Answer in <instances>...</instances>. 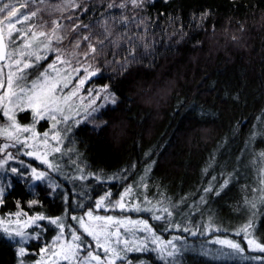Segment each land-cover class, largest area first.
I'll use <instances>...</instances> for the list:
<instances>
[{
	"label": "trees",
	"instance_id": "trees-1",
	"mask_svg": "<svg viewBox=\"0 0 264 264\" xmlns=\"http://www.w3.org/2000/svg\"><path fill=\"white\" fill-rule=\"evenodd\" d=\"M74 3L61 11L37 3L31 21L44 23V32L52 19L62 21V39L51 43L70 65L75 49L96 72L86 84L95 98L91 115L68 135L83 171L110 191L142 180L148 194L163 196L173 226L167 232L154 227L165 237H186L183 229L191 226L200 232L193 244L214 235L236 240L247 228L264 245V201L252 213L247 203L252 170L264 151V0ZM61 186L55 191L37 182L31 190L14 179L0 216L53 208L56 196L75 194L69 183ZM84 208L92 209L89 200L78 214ZM29 248L38 249V242ZM177 256L176 264H253L193 249ZM142 257L160 264L151 253ZM17 261L14 242L0 230V264Z\"/></svg>",
	"mask_w": 264,
	"mask_h": 264
},
{
	"label": "rangeland",
	"instance_id": "rangeland-1",
	"mask_svg": "<svg viewBox=\"0 0 264 264\" xmlns=\"http://www.w3.org/2000/svg\"><path fill=\"white\" fill-rule=\"evenodd\" d=\"M65 2L66 0H43V3H41L40 0H30V2L25 7L21 8L20 5L24 3V0H0V6H2L3 3H10L11 5H13V10L29 15L30 11H33L32 6H36L37 3L42 4L49 11H61L64 9L63 5L65 4ZM58 6H60V10H56ZM3 19L4 15L0 14V20ZM33 23L35 22H32L30 20L23 25L19 23L14 24L13 27H30ZM42 24L45 26L44 23ZM62 24V21H60L58 18L52 19L50 22V26H48V29L47 31H45V33L50 34L52 33L54 28H57V26H59L57 34L61 36L62 33L60 31V28H62ZM42 29L43 28H33L32 30L37 33L40 31L44 32L45 29ZM9 31H12V29L4 27L5 43H7L8 41ZM13 34L16 35L15 33ZM27 38L31 39V36L29 35V37ZM23 39L24 37H18L16 41L17 44H21ZM36 40L47 42L45 37L39 35H37ZM52 41H54V39ZM51 46L53 49H55L54 44L51 43ZM74 51L75 49H73L71 53V55L73 54L72 60H74L75 62L73 65H65L62 63L63 60L69 58L67 56H61V60L58 61L57 53H54V51L53 53L52 51H44L42 54L47 56V59H42L35 68H29L26 70L30 74L29 79H35L41 72H44L45 70L51 71L53 76H55L56 72L52 69H49V65L55 63L56 68L59 70V77L70 81L68 87L65 88L63 92V95L65 97L70 98L67 100V102L62 101V107L64 109L62 115L67 116L70 119L66 123H61L59 125V129L62 133L61 141L58 144L54 141L52 142V145L60 148L59 152H53L52 145H50L47 149V155L43 154L45 151L43 148H41L39 151L29 149L33 150V156L29 157L27 155H24V149H21V152L17 153V160H10L8 162V165L3 168H0V189H3V191L0 192V204L2 202V197L4 193L11 186L14 179L23 180L30 187L31 190L34 189V184H36L37 182H42L53 188L55 191H59L60 189H62L61 185L67 182L73 188V192L75 194L71 195L68 193L66 197L62 199L56 196V203H54L53 208L41 206L38 210H35L33 212H29V210L31 209L22 208L21 210H18L17 212H14L7 216H0V230H2L7 236L8 233H6L4 229H8L9 232H14L15 230L19 229L32 235H36L37 233H39V239L29 238L27 242L23 245H20L18 243V237L11 238L17 250V264H57V260L58 264H67V261H65L62 256H59L57 257V260H54L50 252H41V249H44L47 246L51 245L53 239L58 235L59 232V229L55 225L50 224L49 220L57 217L61 218L65 226V236L66 238H70L69 231L80 228L79 219L81 217L84 218L86 226H95L97 224V221H95L93 217H89L86 215V213H88L89 211L93 212V216H112L117 220H124L125 222H127L128 220H143L153 229V232H155V239L159 240L160 247L166 245L168 241H172L176 248V253L172 257L167 256V252L172 251L171 248L167 249L164 252H157L151 250L136 251L135 248L138 244L142 242V238L146 236L149 237L150 247L157 246L151 243V240L154 239L152 238L151 233L137 232L136 237H132L128 241L130 247L126 251L120 253V255H123L125 257V259L121 261L117 259L116 255L111 253H109V255L106 257L104 248H97L95 241L92 240V237L86 236V242L92 241L91 247L94 250V254L99 255L101 261H103L104 264H150L145 261V259H143L142 257L147 253H151L155 260L160 262V264H167L168 260L171 261V264H176V261L178 259V253L191 249L195 251H207L210 253H214L215 255H223L219 254V250L222 247L221 245L210 243V241L215 240L217 238L228 239L240 245V249H242V251L239 255L235 254V252L227 246H223L225 248V251H227L226 253H232L226 254L227 256H241V258L247 259L253 264H264V252L259 251L256 248L255 244H249L243 234L238 235L240 239L237 238L236 240L231 237L214 235L208 239L209 242H198L193 244L190 241L193 240V237L200 236V232L199 230H195V228L191 226L188 228L190 229V231H184L188 235H186V237L182 238L179 235H176L175 233H168V236L165 237L161 234H158L154 226L157 225L158 228L162 229V232H167L170 230L169 228L173 226L172 224L166 223L165 220L154 219L153 213L149 211L121 210V208L118 206L120 203L125 205V209L135 208L139 205L142 208L152 207L154 209L155 214H162L160 212V208L162 205L163 207L168 208L169 212L171 213V215L168 216L167 219L170 221L172 220L173 214L170 210L169 202L166 203L164 201V197L160 194H148L149 190L146 188L147 186L143 183L142 180L138 181L137 185L133 187H125L122 190L118 191H110L109 188L106 187V185L99 186V180L91 181V178L93 176L90 173L83 171V167L78 162L79 153L77 151V148L72 145L68 135L76 122L82 119H88L91 115L90 108L95 98L91 95L90 88L86 84L94 76L91 73L96 72L94 69H92L93 66L91 65V63H84L81 60V54L76 53ZM6 63L7 61L0 63V67L5 65ZM76 68L80 69L78 73L76 71H73V69ZM85 68H89L90 71L85 72ZM3 70L4 75L6 77L9 70L7 67H4ZM80 80L84 81L82 85H80ZM77 85L80 86L77 87ZM74 90L75 95H70ZM2 92L3 90H0V94H2ZM106 94L107 93L104 94V97H109V99H105L106 102H111V96L109 94ZM3 103L4 105H7V99H5ZM8 107L11 108L10 105H8ZM10 115H12L14 121L21 127H32L33 133L21 134V139H23L25 136H31V139H29L28 141L30 145H40L41 140L38 137H42L44 133L49 132L50 129H52L54 123L51 119L48 118H36V120L34 121L33 110L28 106H25L23 110H13L12 112H10ZM9 125L10 120L8 116L5 115L4 108L0 107V129L6 128ZM0 138V142H2L0 143V147H2L3 143H7L8 141H5L2 135H0ZM49 139L51 140V137H49ZM7 151L16 153V148H9ZM258 156L260 157L259 163L252 170V185L250 187V192L248 194L247 199L250 213H252L253 209L255 210V207L249 206V201H254L255 205L258 202L261 203L262 201H264V151ZM37 157H39V159H37ZM20 161L24 162V167H21ZM43 161H48L49 163H52L54 165L53 169H48L47 164ZM12 167L20 169L22 173H27V175L13 174L11 172ZM33 168H35L38 172L45 171L46 173H48L49 178L43 181L32 180L30 177L32 175L31 169ZM56 168H58L59 171H57ZM101 197H107V199L104 201L106 205L109 203V201H111L112 205L117 206L109 207L107 211H105L103 207L97 209L96 202L100 200ZM185 197L187 198L188 195H186ZM88 200L89 203H91L92 209L84 208V211L81 214H78L76 209L82 207V205L87 203ZM40 215L44 216L45 219L37 221L36 223L42 225L43 230L32 226V218ZM73 217H76L77 219H73ZM105 223L110 222L105 221ZM139 227L143 228V225H140ZM120 231L123 233L124 228L121 227ZM192 232H195L196 235H192ZM77 234L79 235L80 232H78ZM248 239L254 238H252V236H250L249 234ZM32 242H38L39 248H29V244H31ZM260 245L264 247V245ZM21 246L25 249L23 255L19 253V248ZM120 247L124 248L125 246L124 244H121ZM55 248L56 251L59 252V246H55ZM162 256L165 257V259H162ZM92 264H95V261H93Z\"/></svg>",
	"mask_w": 264,
	"mask_h": 264
},
{
	"label": "snow or ice",
	"instance_id": "snow-or-ice-1",
	"mask_svg": "<svg viewBox=\"0 0 264 264\" xmlns=\"http://www.w3.org/2000/svg\"><path fill=\"white\" fill-rule=\"evenodd\" d=\"M30 0H24V3L20 5L21 8L25 7ZM43 3V0H40ZM133 6H139L140 0H131ZM76 6L74 0H66L63 5L64 9L71 8ZM56 10H60V6L57 7ZM40 9L36 11H32L31 15L24 14L19 11L13 10V5L10 3H3L0 6V14L4 15V19L0 20V61H7L5 65L0 67V90H3L2 94H0V107L4 108V113L8 116L10 120V125L6 128L0 129V135L4 137L7 143H3V146L0 147V168L8 165V162L17 160V153L21 152V149H24L23 154L29 157L33 156L34 149L39 151L43 148L44 155H47V149L52 142H56L57 144L61 141L62 133L59 129V125L61 123H66L70 118L62 115L63 107L62 101L67 102L70 97H65L63 95L64 89L68 87L70 83L69 80H65L59 77V70L56 68L55 63L49 65V69H52L56 72V75L53 76L51 71L45 70L41 72L35 79H29V73L26 71L29 68H35L42 59H47V56L43 55L44 51H57V60H61L62 52H59L57 49H53L51 46V41L54 39L56 42H59L62 37L57 34L58 28H54L52 33L46 34L45 32H35L33 28H43L44 25L42 23L36 24L33 23L30 27H19L14 28V24H25L26 22L32 20L34 17L38 16ZM123 23V21L121 22ZM4 27L8 29H12L8 33V41L5 43L4 39ZM79 27H87V26H77ZM15 33L16 35H14ZM31 36V39L27 37ZM37 35L43 36L46 38V41H37ZM24 37L21 44H17V38ZM85 40H88L89 37H84ZM102 43V42H101ZM42 45V47H41ZM79 47V44H77ZM92 51L95 52L96 48L91 46ZM11 49V50H6ZM134 59V57H132ZM63 64H70L69 59H65L62 61ZM4 67L8 68V74L5 77L4 75ZM77 73L80 71L79 68L73 69ZM85 72H89V68L84 69ZM95 75L94 72L91 73ZM84 83L83 80H80V85ZM80 85H77L79 87ZM106 91V89H105ZM75 95V90L70 94ZM7 99V105H4V100ZM104 99H109V97L105 96ZM114 102V100H113ZM95 103V101H93ZM11 106V108L8 107ZM25 106L32 108L34 121L36 118L39 119H51L53 123L52 129L49 132L43 134L42 137H38L41 140L40 145H30L28 143L31 136H25L21 139V134L25 133H33L32 127H21L18 125L10 112L15 109L23 110ZM66 131V129H65ZM38 135V134H37ZM51 137V140L49 139ZM2 143V142H0ZM9 148H16V153H12L7 151ZM53 152H59L60 148L52 145ZM39 159V157H37ZM47 164L48 169H53L54 165L49 163L48 161H43ZM21 167H24V162L20 161ZM59 171L58 168H56ZM11 172L17 175H27V173H22L20 169L16 167L11 168ZM31 179L34 181H43L48 179V173L45 171H37L35 168L31 169ZM228 181H225V185ZM3 189H0L2 192ZM205 191H212V189H206ZM219 193H217L218 195ZM107 197H101L100 200L96 202V208L99 209L103 207L105 211L108 210L109 207H116L117 205H112L111 201L106 205L104 201ZM150 203V202H148ZM121 210L128 211H149L153 213V218L156 220H165L166 223L171 224L172 221L168 220L167 217L171 215L168 208H165L161 205L160 212L162 214H155L154 209L152 207L142 208L139 205L135 208L125 209V205L120 203L118 205ZM249 206L254 207V201H249ZM87 216L93 217L97 224L95 226L87 225L83 217L79 219L80 228L69 231V237L65 236V226L62 222V219L57 217L54 219H50L49 223L55 225L58 229V235L53 239L51 245L47 246L44 249H41V252L48 251L52 254L54 260H57V257L62 256L67 264H92L95 261V264H104L101 261L99 255L94 254V250L91 247L92 241L85 240V237H92V240L95 241L97 248L103 247L106 257L109 253L116 255L117 259L123 261L125 257L120 255L121 252L126 251L130 245L128 241L132 237H136L137 232H147L151 233L152 239L151 243L157 245L156 247L149 246V237L142 238V242L137 245L135 248L136 251H157L164 252L167 249L171 248L172 251L167 252L168 257H172L176 253L175 245L172 241H168L166 245L160 247L159 240L155 239V232L153 229L143 220L140 221H132L128 220L125 222L124 220H117L112 216L102 217L99 215L93 216V212L89 211L86 213ZM44 216H36L32 218V226L36 228H40L43 230V226L36 223L37 221L44 220ZM73 219H77L73 217ZM110 222V223H105ZM143 225V228L139 226ZM124 228V232L120 231V228ZM114 229V230H113ZM184 231H190L188 228H184ZM6 233H8V237L11 239L13 237H18V243L23 245L27 242L29 238L31 239H39V233L36 235H32L30 233H26L22 230H15L14 232H9L8 229H4ZM80 232L78 235L77 233ZM192 235H196L195 232L191 233ZM236 235L243 234L247 239L249 244H255L256 248L264 252V247L258 244L254 239H248L249 232L247 228H241L239 231L235 233ZM210 243L221 245V249L219 250V254H232L226 253L225 248L223 246H227L232 249L235 254L239 255L242 249H240V245L228 239H215L210 241ZM124 244V248H121L120 245ZM55 246H59V252L56 251ZM25 252L24 247L19 248V253L23 255ZM165 259V257H161ZM58 264V260H57ZM167 264H171V261L168 260Z\"/></svg>",
	"mask_w": 264,
	"mask_h": 264
},
{
	"label": "water",
	"instance_id": "water-1",
	"mask_svg": "<svg viewBox=\"0 0 264 264\" xmlns=\"http://www.w3.org/2000/svg\"><path fill=\"white\" fill-rule=\"evenodd\" d=\"M2 62H4V61H0V63H2Z\"/></svg>",
	"mask_w": 264,
	"mask_h": 264
}]
</instances>
